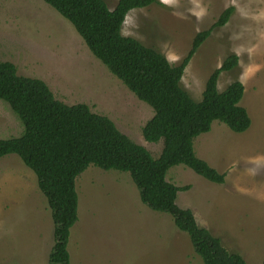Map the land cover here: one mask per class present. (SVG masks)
<instances>
[{"label": "rangeland", "instance_id": "374dc122", "mask_svg": "<svg viewBox=\"0 0 264 264\" xmlns=\"http://www.w3.org/2000/svg\"><path fill=\"white\" fill-rule=\"evenodd\" d=\"M125 17L122 35L161 53L173 66L191 48L194 36L209 29L227 8L222 27L212 28L181 79L198 102L212 71L229 55L238 63L220 73L223 91L239 80L240 101L251 120L243 133L214 121L193 142L195 155L219 174L213 184L184 165L170 168L176 205L192 211L201 227L247 264L264 261V0H157ZM109 10L117 0H104ZM0 61L18 76L41 80L65 105L85 104L111 120L132 142L159 157L162 140L146 142L142 127L153 111L139 101L89 52L70 23L42 0H0ZM249 69L255 71L249 72ZM23 127L0 100V139L19 137ZM257 158H261L259 164ZM253 169L254 173L249 170ZM77 221L69 231V264H203L189 238L171 217L141 203L127 173L89 166L75 178ZM53 222L34 173L16 155L0 158V264H48Z\"/></svg>", "mask_w": 264, "mask_h": 264}, {"label": "trees", "instance_id": "16d2710c", "mask_svg": "<svg viewBox=\"0 0 264 264\" xmlns=\"http://www.w3.org/2000/svg\"><path fill=\"white\" fill-rule=\"evenodd\" d=\"M42 1L72 25L113 77L151 108L153 116L142 127L143 139L149 143L162 140L161 153L154 159L108 118L91 113L85 104L68 106L57 101L44 82L18 76L12 63L0 61V100L9 105L23 127L19 137L0 139V158L16 155L34 173L37 188L46 199L54 239L48 264H69V231L77 221L75 178L89 166L127 173L141 203L169 215L175 227L188 236L203 264H247L199 226L191 210L176 205L177 193L190 187H175L165 180L170 168L184 165L208 182L223 184L225 175L195 155L193 142L208 133L214 121L233 133L250 127L249 115L239 104L242 83L237 79L221 92L216 88L220 73L237 66L235 54L212 71L200 101H194L181 87L185 67L212 28L227 23L233 8L225 9L209 29L198 32L186 56L173 66L155 49L122 35L127 14L157 4V0H117L111 10L104 0Z\"/></svg>", "mask_w": 264, "mask_h": 264}, {"label": "clouds", "instance_id": "9594fccd", "mask_svg": "<svg viewBox=\"0 0 264 264\" xmlns=\"http://www.w3.org/2000/svg\"><path fill=\"white\" fill-rule=\"evenodd\" d=\"M164 2L167 3V2H169V0H164ZM252 71H255V69H249V72H252ZM260 159H261V158H257V161H256L257 164H259ZM249 171H250L251 173H254V170H253V169H250Z\"/></svg>", "mask_w": 264, "mask_h": 264}, {"label": "crops", "instance_id": "0c3cea01", "mask_svg": "<svg viewBox=\"0 0 264 264\" xmlns=\"http://www.w3.org/2000/svg\"><path fill=\"white\" fill-rule=\"evenodd\" d=\"M194 149V148H193ZM203 160V159H202ZM205 161V160H204ZM196 219V218H195ZM206 228V227H205ZM263 263V262H262Z\"/></svg>", "mask_w": 264, "mask_h": 264}]
</instances>
